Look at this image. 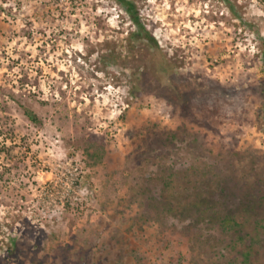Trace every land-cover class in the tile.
Segmentation results:
<instances>
[{"label":"rangeland","instance_id":"rangeland-1","mask_svg":"<svg viewBox=\"0 0 264 264\" xmlns=\"http://www.w3.org/2000/svg\"><path fill=\"white\" fill-rule=\"evenodd\" d=\"M131 1L155 56L115 0H0V264H225L239 254H202L195 229L158 221L142 139L185 127L198 152L231 162L229 189L244 166L264 167V0ZM181 79L216 80L228 100L202 124L183 119L196 88L183 92ZM250 264H264L262 247Z\"/></svg>","mask_w":264,"mask_h":264},{"label":"trees","instance_id":"trees-1","mask_svg":"<svg viewBox=\"0 0 264 264\" xmlns=\"http://www.w3.org/2000/svg\"><path fill=\"white\" fill-rule=\"evenodd\" d=\"M115 1L135 24L137 31L134 36L142 40L155 56L159 51L157 41L143 27L133 1ZM227 4L232 8L230 3ZM261 58L264 60V50ZM209 82L193 84L187 79L178 82V87L184 88L183 92L196 88L195 93L183 94L178 107L181 118L202 124L213 117L219 104L227 102L226 94L231 88L216 80ZM197 88H200L198 93ZM237 90L247 91L248 87L241 85ZM172 101H175V107L176 98ZM24 114L37 122L30 109L24 108ZM196 141V137L185 133V127L155 129L142 139L147 145L146 160L153 162L151 173H147L144 179L153 186L149 189L150 193H156L150 194L148 205L159 222L165 225L167 221L180 225L187 223L189 228L195 229L192 242L201 248L202 254L208 256L213 252L219 258L225 250H235L239 245V254L225 264H250L257 247L264 249V216L252 211L255 202L264 204V167L259 163L244 166L237 180L239 186L229 189L228 180L233 177L226 171L231 162L223 163V156L210 150L198 152L193 147ZM89 150L88 147L85 152L92 158L95 152ZM228 193L242 194L238 198ZM203 264L207 262L203 261Z\"/></svg>","mask_w":264,"mask_h":264}]
</instances>
